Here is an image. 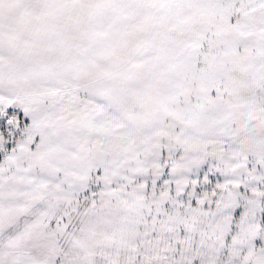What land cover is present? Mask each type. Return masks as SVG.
<instances>
[{"label":"rangeland","instance_id":"obj_1","mask_svg":"<svg viewBox=\"0 0 264 264\" xmlns=\"http://www.w3.org/2000/svg\"><path fill=\"white\" fill-rule=\"evenodd\" d=\"M0 264H264V0H0Z\"/></svg>","mask_w":264,"mask_h":264}]
</instances>
